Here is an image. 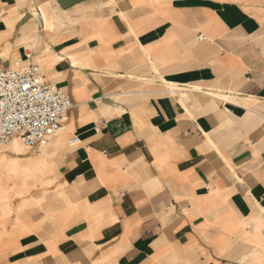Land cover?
<instances>
[{
	"label": "crops",
	"instance_id": "1",
	"mask_svg": "<svg viewBox=\"0 0 264 264\" xmlns=\"http://www.w3.org/2000/svg\"><path fill=\"white\" fill-rule=\"evenodd\" d=\"M17 63L71 108L0 264H264V0H0Z\"/></svg>",
	"mask_w": 264,
	"mask_h": 264
},
{
	"label": "built area",
	"instance_id": "2",
	"mask_svg": "<svg viewBox=\"0 0 264 264\" xmlns=\"http://www.w3.org/2000/svg\"><path fill=\"white\" fill-rule=\"evenodd\" d=\"M16 65L0 66V150L17 138L39 155L46 140L61 131L71 103L57 86L44 83V73L37 66ZM78 142L74 137L70 143Z\"/></svg>",
	"mask_w": 264,
	"mask_h": 264
},
{
	"label": "rangeland",
	"instance_id": "3",
	"mask_svg": "<svg viewBox=\"0 0 264 264\" xmlns=\"http://www.w3.org/2000/svg\"><path fill=\"white\" fill-rule=\"evenodd\" d=\"M40 154L37 155L34 153L32 156L26 154L23 158H25L27 162L23 163L19 160L6 161L5 159L1 162L0 168L5 166L8 168V171L4 173L0 170V204H6V206L0 207V217L2 216V213L7 211V208L8 216L6 218L10 217L15 220L23 216L28 210L35 209L34 205H29L27 206L28 210H25L24 207L21 206V203L23 202L22 199L24 197L29 195L32 196L40 192V185H45V183L49 184L50 182V179L48 178V172L51 173L50 165H47L45 161H42L43 158H41L42 155ZM2 155L3 154H0V157H2ZM22 166H26V168H21ZM40 167H43L42 174L37 173V169ZM51 190L52 189L47 193L50 194Z\"/></svg>",
	"mask_w": 264,
	"mask_h": 264
},
{
	"label": "bare ground",
	"instance_id": "4",
	"mask_svg": "<svg viewBox=\"0 0 264 264\" xmlns=\"http://www.w3.org/2000/svg\"><path fill=\"white\" fill-rule=\"evenodd\" d=\"M4 150L5 154V160L6 161H15L18 160L15 158L17 155H19L21 152V148L18 146L17 143H10L2 148ZM5 167V166H4Z\"/></svg>",
	"mask_w": 264,
	"mask_h": 264
}]
</instances>
